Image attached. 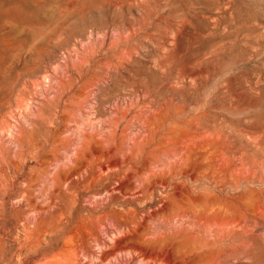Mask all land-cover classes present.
Masks as SVG:
<instances>
[{
  "label": "rangeland",
  "instance_id": "obj_1",
  "mask_svg": "<svg viewBox=\"0 0 264 264\" xmlns=\"http://www.w3.org/2000/svg\"><path fill=\"white\" fill-rule=\"evenodd\" d=\"M0 264H264V0H0Z\"/></svg>",
  "mask_w": 264,
  "mask_h": 264
}]
</instances>
